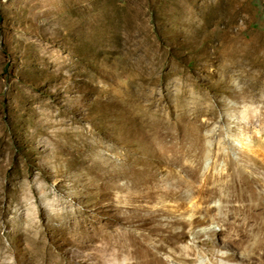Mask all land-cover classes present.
<instances>
[{"label":"rangeland","instance_id":"rangeland-1","mask_svg":"<svg viewBox=\"0 0 264 264\" xmlns=\"http://www.w3.org/2000/svg\"><path fill=\"white\" fill-rule=\"evenodd\" d=\"M181 166L199 191L133 198ZM131 205L134 263L93 241ZM148 258L264 264V0H0V264Z\"/></svg>","mask_w":264,"mask_h":264},{"label":"bare ground","instance_id":"bare-ground-1","mask_svg":"<svg viewBox=\"0 0 264 264\" xmlns=\"http://www.w3.org/2000/svg\"><path fill=\"white\" fill-rule=\"evenodd\" d=\"M182 168L183 166H181L176 176L174 177L160 176L155 179H144L141 184L146 186V189L141 190L137 194H133V198L140 201L146 198H148L149 200H154L158 195L172 197L181 193L182 189L185 187H188L191 191H199L179 175V172ZM204 181L205 183H209V177L206 176L204 178ZM201 191L208 193V195H212L214 193V190L209 186H205L203 190L201 189ZM164 202L165 199L162 200V204ZM180 207L183 206L180 205ZM124 208L121 206H115L114 208L105 210L104 214L107 216L106 221L113 226L111 230L112 232L103 229L104 231H101L102 233L99 234L100 236H95L93 238V241H95L98 237H101L100 239L98 238L99 240L103 239V243L101 245H98L100 251L104 252L111 248H114L116 250V253L118 251H125L127 253V257L128 255H130L133 259L132 262L134 263L138 262L137 255L141 250L142 255L149 256L151 253V247H162L161 244H157V242L159 241V233L157 232L159 230V224H157L159 208H150L145 210L142 205H131L125 209ZM121 210L122 215L119 214ZM205 210L209 212L211 208L209 206H206ZM176 216L177 215L172 213L169 217V222H177L178 219H176ZM195 219L196 218L190 220V222ZM231 243V235L228 234L224 237L223 245ZM257 243L258 240L254 239V241L246 244H250L249 247H251L253 245H256ZM211 247H213V244ZM242 249L244 250V246ZM192 253L193 252L191 251L190 254ZM231 255L232 253H230V255L223 253L219 254L221 259L229 257ZM148 262L149 258L147 259L145 264H148Z\"/></svg>","mask_w":264,"mask_h":264}]
</instances>
